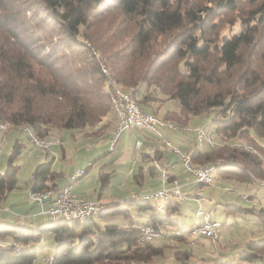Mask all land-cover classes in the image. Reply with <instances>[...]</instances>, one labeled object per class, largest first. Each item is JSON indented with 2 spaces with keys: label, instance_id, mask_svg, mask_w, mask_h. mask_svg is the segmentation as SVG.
<instances>
[{
  "label": "trees",
  "instance_id": "16d2710c",
  "mask_svg": "<svg viewBox=\"0 0 264 264\" xmlns=\"http://www.w3.org/2000/svg\"><path fill=\"white\" fill-rule=\"evenodd\" d=\"M199 1L24 0L30 4L27 16L20 9L6 12V2L0 0V122L47 139L64 129L92 128L110 118V93L119 88L130 93L141 110L177 130L185 128L190 116L209 113L218 146L188 153L193 165H210L224 179L264 182L258 157L231 142L247 139L264 155L259 140L264 139V64L253 55L245 60V50L264 34V0ZM115 13L122 23L114 20ZM228 14H235L238 29L219 38V24L212 19ZM109 16L115 24L112 33L98 25ZM128 35V43L117 47L116 41ZM166 36L168 44L158 51L157 38ZM172 100L176 108L161 111ZM20 148L14 145L0 172V209L16 186L18 168L12 162ZM59 175L52 161L38 165L30 190H57ZM100 178L102 186L108 183V175ZM151 199L134 195L119 205L99 204L90 219L50 218L51 223L38 228L0 222V264H98L126 258L145 264L163 253L151 242H137L139 225L176 223L171 214L179 205L161 201L160 210ZM225 206L228 213L249 212L264 221V212L255 204ZM132 211H148L149 221L137 224ZM96 216L122 217L128 223L101 227L94 222ZM46 234L58 248L39 256L36 244ZM246 247L241 259L264 258V240L249 241Z\"/></svg>",
  "mask_w": 264,
  "mask_h": 264
},
{
  "label": "rangeland",
  "instance_id": "374dc122",
  "mask_svg": "<svg viewBox=\"0 0 264 264\" xmlns=\"http://www.w3.org/2000/svg\"><path fill=\"white\" fill-rule=\"evenodd\" d=\"M207 1L209 0H201L199 2L202 5H207L204 4ZM4 2H6V12L7 9L12 11L20 9L27 16L31 14L28 10L30 9L29 2H24V0H4ZM115 14L114 20L117 23H122L121 16L117 13ZM234 18L235 14H228L216 17L214 20L212 19L214 23L219 24V38L222 35H230L238 29L239 22L233 23ZM111 20L112 17L109 16L98 25L101 28H107L108 33H112L115 24ZM261 35L258 37L255 47H253V44L245 50L246 61L250 59V55H253V58L259 59L264 64V34ZM128 41L129 35L116 41L117 47L123 46ZM168 42L169 38L167 36L158 37L156 49L160 51ZM94 52L98 54L95 49ZM163 108L175 109L176 103L173 100L168 101ZM103 123L101 125L96 124L92 128L87 127L84 130H61L58 135H53L50 139L59 137L62 143L53 145L47 150L34 149L33 145L28 141L27 133L22 131L23 127L13 128L11 126L7 130L0 131V172L5 171L8 159L14 150V145L18 143L21 146L19 154L14 157L12 162L18 168L16 186L9 192V195L1 205L2 209L9 210V220L12 222H6V216L1 217V210L0 222L15 223L16 226L28 225L31 222L33 223L31 226L34 228L51 223L50 218L46 214L44 216L36 214L39 211V207L35 206L28 198L32 187L34 169L48 161H52L54 171L61 173L55 180L57 188L66 186L69 182V177L74 174V171L88 169L82 177L74 180L72 184L73 193L88 199H96L98 194L101 193L100 197L108 199L111 202L108 203L110 206L122 204L134 194L157 191L165 187L159 179V172L153 176L145 172L141 181L134 179V175L138 174L140 165V161L135 159L134 143L137 138L142 139L141 133L144 131L140 129L123 130L114 139V144L112 145L111 141L114 135L109 130L110 121L107 119ZM106 123H109L107 124L108 126L106 125L102 130L101 127ZM196 127H201L206 134H211V131L214 130L211 115L208 113L190 116L183 130L173 131L170 135L168 134V131L171 132L170 130H163L165 134L163 132L162 134L173 145L176 146L178 144L177 147L187 153L198 146L194 132ZM99 130L101 131L98 133L100 135L89 134ZM84 132L87 134H84ZM177 136L182 140H179ZM240 140L248 141L247 139H234L231 142L236 144ZM259 140L264 142V139ZM180 141H183L184 144H181ZM226 142L229 143L228 141ZM201 146L207 148L204 144ZM61 148H63V151ZM162 149L164 150V157L159 166L164 168L171 165L172 167L168 169L169 173L176 176L180 183L187 184L191 176L182 166L180 159L169 149L164 148V146ZM62 152H64V155ZM251 154L255 155L254 152H251ZM100 174L108 175V183L103 186ZM211 177V184L200 187L202 193L199 201L192 199V197L194 198L192 187H186L184 191L186 199L180 202L178 210L171 214V220L176 221V223H163L155 241L154 239L151 241L152 245L162 247L160 251L163 256H154L146 261L145 264H264V258L250 261L240 258L241 253L248 252L246 245L249 241L264 240V221L258 220L255 214L249 212L231 211L228 213L225 206L230 204L240 208H249L255 204V207L259 208L257 201L259 199L264 200V189L259 187L258 184L262 185L264 182L261 183L258 178H251L252 182L250 183L255 186L249 185L250 187L246 189L235 182L222 180L217 170L213 171ZM242 195L251 197V202L246 201ZM150 201L153 206L162 204L159 200L151 199ZM197 211L203 214H210V220H216L221 223L218 240L213 241L206 237L189 235V228L193 222L197 221L199 224L203 222L200 221L201 217H196L195 213ZM160 213L162 214V212ZM41 218H43V221ZM131 219L137 224L147 223L149 221V212L136 214L132 211ZM94 222L102 227L104 224H127L128 220H124L122 217L100 218L96 216ZM163 234L165 237L161 240L160 238ZM57 248L58 244L49 234L44 235L36 244L39 256L52 254ZM182 252H186V255L184 256ZM128 257L130 256L128 255ZM136 262L137 260L126 258L104 260L98 264H135Z\"/></svg>",
  "mask_w": 264,
  "mask_h": 264
},
{
  "label": "built area",
  "instance_id": "2783aa9c",
  "mask_svg": "<svg viewBox=\"0 0 264 264\" xmlns=\"http://www.w3.org/2000/svg\"><path fill=\"white\" fill-rule=\"evenodd\" d=\"M117 89V88H112ZM117 102V114H122V127H118V129L114 132V138L111 141V144H114V139H116L119 134L123 130H127L125 128V121H134L135 128H138L144 132L153 134L157 137L158 141L164 148L169 149L173 154H175L181 161L182 166L186 169V171L190 174L193 179V182L197 185L196 191L194 193V198L199 199L201 197L200 187L203 185L211 184L212 182H208V171L210 170H199V169H190L187 166V159L189 157L188 153H184L179 147L173 145L163 134L162 130H173L170 127H159V123H154L151 120V115L148 111L138 110L132 107L130 101L125 95L121 94V97H115ZM122 104H129L130 109V118H123ZM195 138L197 140V136L201 133V127H196L194 129ZM212 137L208 138L207 142H213ZM41 141V140H40ZM40 141H32L33 148L36 150H47V148H40ZM56 145V142H55ZM52 146V145H50ZM264 146V144L262 145ZM203 147V146H202ZM141 149V146L137 141L134 143L135 155L138 156V150ZM154 167L159 168V178L162 181L163 187L157 191L147 192V193H137L134 195H149L155 200L163 201V200H173L176 202H180L186 199L185 192L182 190V186L176 178H168L167 175V167L161 168L157 162H152ZM86 173V169H79L74 171V174L69 177V182L66 186L61 189H54V196H47V189L44 190H30L28 194L29 200L35 204V206L43 209L44 205L46 207L44 209V213L49 217H59L64 215H81V217H92V214L96 211V205L102 204L97 200H89L85 197L78 196L73 193V182L77 178L82 177V175ZM262 189H264L263 185H258ZM132 195V196H134ZM242 197L251 202L252 198L246 195H242ZM259 203V208L264 212L263 201H257ZM196 217H201L200 221H205V228L201 231H193L192 236H200L206 237L211 240H218L220 234V228L215 225L209 223L210 214H203L200 212L195 213ZM160 232V226L155 224H140L139 225V235L137 238V242L140 244H145L147 242L153 241V239L158 236ZM51 256V255H50ZM45 259H48L49 257Z\"/></svg>",
  "mask_w": 264,
  "mask_h": 264
},
{
  "label": "bare ground",
  "instance_id": "6f19581e",
  "mask_svg": "<svg viewBox=\"0 0 264 264\" xmlns=\"http://www.w3.org/2000/svg\"><path fill=\"white\" fill-rule=\"evenodd\" d=\"M102 71L105 72V68L102 67ZM122 95H125L128 100L130 101V104L132 105L133 108L141 110L140 107L137 105L134 97L128 93L125 92L119 88L114 89L111 93H110V103L112 106V117L114 120H116V124H115V128L113 129V135L114 132L118 129V127H122V114H117V102H116V98L115 97H121ZM122 111H123V118H130V109H129V104H122ZM143 111V110H142ZM151 115V120L154 123H159V127H172L173 129H176L175 125L173 123H170L168 121L162 120V119H158L156 118L154 115ZM11 123L7 122H0V131H4L7 130L11 127ZM21 128V127H20ZM125 128L126 129H135V122L134 121H125ZM24 132L27 133L28 136V141L29 143H31L33 145L32 141H40V148H47L49 149L51 146L50 145H55V142L57 145L61 144V140L59 138H54L51 140H47L46 138H40L37 137L35 134L31 133L30 131H28L25 127L22 128ZM212 137V133L211 134H206L205 131L201 128V133H199V135L197 136V140L196 143L198 144V146L200 145H205L207 147H215L218 143V139L217 136L214 134L213 135V142H207L208 138ZM137 143H139V145L141 146V142L137 141ZM233 146H235L237 149L242 150V151H246V152H254L255 155L258 157V159L261 161L263 167H264V155L260 154L252 145H250L249 143H247L246 141H240L236 144H233ZM250 152V153H251ZM187 166L190 169H199V170H207L210 168V170L208 171V182H211L212 180V173L214 171L213 167L210 165H204V166H195L192 163V160L190 158V156L187 159ZM159 170V169H158ZM262 183V182H261ZM260 183V184H261ZM264 186V183L262 184ZM47 196H54V190H47ZM146 198H152V196L146 195ZM165 201V200H163ZM100 210V205H96V211L92 214V217L95 216L98 211ZM86 218H91V217H81V215H64V216H59V217H53L51 219L56 220V219H65L67 221H71L72 219H76V220H80L82 221V219H86ZM209 223L215 225L216 227L220 228L221 224L216 221V220H210L209 219ZM203 228H205V221H203L202 223H200L199 225H197L196 227H193L191 230V234L193 235V231H201ZM50 260V259H49Z\"/></svg>",
  "mask_w": 264,
  "mask_h": 264
},
{
  "label": "crops",
  "instance_id": "0c3cea01",
  "mask_svg": "<svg viewBox=\"0 0 264 264\" xmlns=\"http://www.w3.org/2000/svg\"><path fill=\"white\" fill-rule=\"evenodd\" d=\"M164 107V106H163ZM162 107V109H161V111H163L164 110V108ZM111 117H112V115H111ZM110 117V118H111ZM110 118H109V120H110ZM115 124H116V120H114L113 119V122L111 123V125H110V128H109V130H111V133L113 132V129H114V127H115ZM135 129H138V128H135ZM164 130H166V129H164ZM176 130H177V128L176 129H174V131L176 132ZM178 130H183V129H178ZM171 132H169L168 131V134L170 135L172 132H173V130H170ZM162 132H163V130H162ZM163 134H165L164 132H163ZM167 134V133H166ZM184 134V133H183ZM141 135H142V139H136L135 141H139V142H141V149L140 150H138L139 152H137L138 153V156H136L135 155V159L136 160H138V161H140V165H139V171H138V174L137 175H134V179H139L140 181L142 180V178H143V175H144V173L145 172H148V173H150L152 176L153 175H156L158 172H159V168H156V167H154V165L152 164V162L154 161V162H157V164L159 165L160 164V162L162 161V158L164 157V150L162 149V145H161V143L158 141V139H157V137H155L153 134H150V133H147V132H143V133H141ZM178 137V136H177ZM179 138V137H178ZM185 138V137H184ZM179 140H182L181 138H179ZM62 142V141H61ZM180 143L181 144H184L183 143V141H180ZM57 145V144H56ZM178 145V144H177ZM176 145V146H177ZM53 146V145H52ZM204 148H206V147H202V146H196L193 150H195V149H204ZM61 150L63 151V148H61ZM135 151V150H134ZM192 152V150H190L189 152H187V153H191ZM62 154L64 155V152H62ZM167 167V173H168V175L171 177V176H173L174 178H176V176H174L173 174H170L169 173V171H168V169L169 168H171L172 166L170 165L169 167L168 166H166ZM53 169V168H52ZM54 171V170H53ZM130 171L132 172V170L130 169ZM56 173H60V172H57V171H55ZM61 174V173H60ZM189 174V173H188ZM190 175V174H189ZM222 178V177H221ZM57 179V178H56ZM55 179V180H56ZM160 179V178H159ZM177 179V178H176ZM222 180H224V181H229V182H235V183H237V184H239L240 186H243V187H245L246 189L247 188H249L250 186L249 185H253V186H255L253 183H250V182H239V181H235V180H232V179H224V178H222ZM252 182V181H251ZM54 183H55V181H54ZM180 183V182H179ZM56 184V183H55ZM163 184V183H162ZM181 184V186H182V190L183 191H185V189H186V187H188V186H190V187H192V191L195 193V191H196V188H197V185L193 182V179L190 177V179H189V181L187 182V184H183V183H180ZM257 186V185H256ZM57 189H61V188H57ZM202 193V192H201ZM101 196V193L100 194H98V197L96 198V199H89V200H97V201H99L100 203H102V204H104V205H106V204H108V203H111V202H109V200L108 199H104V198H101L100 197ZM82 197H84V196H82ZM85 198H87V197H85ZM88 199V198H87ZM192 199L193 200H195V201H199V200H201V197L199 198V199H196V198H193L192 197ZM191 199V200H192ZM259 199V198H258ZM184 201V200H183ZM259 201H264V200H261V199H259ZM180 202H182V201H180ZM179 202V203H180ZM264 203V202H263ZM160 205V206H159ZM158 206L160 207V210H162L163 208H164V206L162 205V204H158ZM45 207H46V204L44 205V208L43 209H41V208H39V211L36 213L37 215H39V216H44L45 215V213L43 212L44 211V209H45ZM178 207H179V205H178ZM6 208V207H5ZM1 210V212H2V216L1 217H3V216H6L5 218V221L7 222H9V221H11V220H9V210L7 211V209H0ZM176 211V210H175ZM227 212V211H226ZM42 219V221H43V218H41ZM12 222V221H11ZM31 222H29L28 223V225L29 226H31L33 223H31ZM140 224V223H139ZM197 224H199L197 221L196 222H193L192 224H191V226H190V228L192 229L194 226H196ZM22 225H25V224H22ZM27 225V224H26ZM31 227H33V226H31ZM189 228V230H191ZM188 233H189V231H188ZM189 235H190V233H189ZM191 236V235H190ZM157 237V236H156ZM165 237V235L163 234V236L160 238L161 240H163V238ZM154 241H155V239H154ZM234 264H236V263H234Z\"/></svg>",
  "mask_w": 264,
  "mask_h": 264
}]
</instances>
